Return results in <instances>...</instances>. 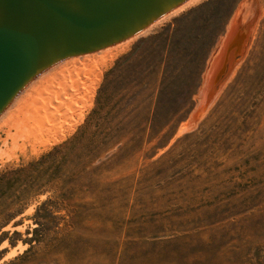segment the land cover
Masks as SVG:
<instances>
[{
  "label": "rangeland",
  "instance_id": "374dc122",
  "mask_svg": "<svg viewBox=\"0 0 264 264\" xmlns=\"http://www.w3.org/2000/svg\"><path fill=\"white\" fill-rule=\"evenodd\" d=\"M244 1L197 0L65 58L42 118L0 122V264H264V0L205 81ZM99 116L108 136L58 169L42 158Z\"/></svg>",
  "mask_w": 264,
  "mask_h": 264
},
{
  "label": "water",
  "instance_id": "95a60500",
  "mask_svg": "<svg viewBox=\"0 0 264 264\" xmlns=\"http://www.w3.org/2000/svg\"><path fill=\"white\" fill-rule=\"evenodd\" d=\"M186 0H0V114L40 72L72 56L119 43ZM249 37L231 36L211 90Z\"/></svg>",
  "mask_w": 264,
  "mask_h": 264
},
{
  "label": "bare ground",
  "instance_id": "6f19581e",
  "mask_svg": "<svg viewBox=\"0 0 264 264\" xmlns=\"http://www.w3.org/2000/svg\"><path fill=\"white\" fill-rule=\"evenodd\" d=\"M195 1H197V0H186L185 2H183L181 5H179L177 7L181 8V7L186 6V5L190 4V3H193ZM258 7H259V4H258L257 0H245L242 3V5L240 6L239 10L237 11V13H236V15H235V17H234V19H233V21L231 23V26L229 28V32H228L226 38L224 39V41L222 43L220 51L218 52L217 56L214 57L215 59H214L212 68L208 71V73L206 75V77L208 76L207 80H205L206 82H210V78L214 74L215 70H217L216 68L218 67L219 60H221L222 55H223V53H224V51L226 49V46H227L231 36L237 31V29H239L241 27H247L248 29H250L251 25L254 24V20H255L257 14H258V9H259ZM178 8H176V9H178ZM175 10H171L167 14H170V13H172ZM151 25H150V27H151ZM82 58L84 59V57H79V58H76V59L79 60V59H82ZM74 59L63 61V62H61V63H59L57 65H54V66L50 67L46 71L43 70L44 72L43 73L40 72L41 74L39 73L38 76L36 75L37 77L35 76L36 78L34 77L35 79L33 78L29 82V84L27 86H25L17 94V96L11 101V103L1 113L0 122L2 124H6V126L10 125L11 127L12 126H14L16 128L19 127L21 130L24 129V128H27V126L29 125V121L32 120L31 118H34V117L36 118L38 116L39 111L41 109H45V106L49 103V101H52L51 99L48 100L50 98L49 97L50 96V91L54 90L56 82L58 84H61L59 80H61V82H63L62 79H64V75H66V73L64 72L65 74L63 75L62 74L63 72H61V70L64 69V68L66 69L67 66L69 65V63H73L74 62ZM235 61L236 60L231 59L229 68L233 64V62H235ZM69 68H71V67H69ZM58 72H59V74H58ZM58 84H56V86ZM207 85H209V84H207ZM205 88H206V86H205ZM205 88H204V90H205ZM55 89H56V87H55ZM204 92H203V94H204ZM54 94H55V92H54ZM54 94L52 93V95H54ZM50 105H51V103L48 106H50ZM48 108H47V110H48ZM47 110H46V112H47ZM54 110L55 109H53V112H54ZM42 112L43 111L41 110L40 113L44 115V113H42ZM40 113H39V116L41 115ZM40 117L42 118V116H40ZM39 118H38V120H39ZM40 120H42V119H40ZM37 122L38 121H36V123ZM41 122L42 121H39V123H41ZM33 123H34V121H33ZM11 127H9V128L11 129ZM28 128H29V126H28ZM7 132H8L7 133L8 136L11 137L12 140H13V137L15 136V133H12L11 130H9V129L7 130ZM18 132L19 131L16 130V134ZM31 133L32 132H30L29 134H31ZM18 136H20V134H18ZM14 141L16 142L15 138H14Z\"/></svg>",
  "mask_w": 264,
  "mask_h": 264
},
{
  "label": "trees",
  "instance_id": "16d2710c",
  "mask_svg": "<svg viewBox=\"0 0 264 264\" xmlns=\"http://www.w3.org/2000/svg\"><path fill=\"white\" fill-rule=\"evenodd\" d=\"M112 121L113 120L110 117H90L87 123L77 132V134H75L68 141L54 147L53 150L45 154L42 158L47 159L48 162L51 164V167L58 169L59 158H67L70 156L71 153L75 152L76 150H82L84 139H88V136H90L91 134H95L97 135V137L101 135H103V137L108 136L114 126L112 124ZM3 177H5V175ZM49 202L54 204V202L52 201Z\"/></svg>",
  "mask_w": 264,
  "mask_h": 264
}]
</instances>
